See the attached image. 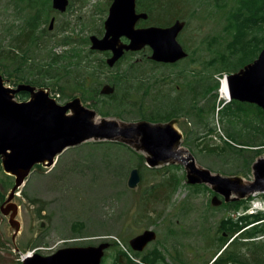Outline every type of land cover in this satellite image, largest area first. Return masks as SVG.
<instances>
[{"label": "rangeland", "instance_id": "obj_1", "mask_svg": "<svg viewBox=\"0 0 264 264\" xmlns=\"http://www.w3.org/2000/svg\"><path fill=\"white\" fill-rule=\"evenodd\" d=\"M41 1L43 0H37V6L43 8L47 19L41 22V28L47 29V36L42 38L43 46L44 40L46 41V48L42 46L43 51L32 48L29 52L32 56L30 65L27 64L20 71H14V67L10 66L11 63L6 58L0 67L6 86L16 88L19 84H32L25 79H35L33 71L37 66L33 65L35 63L42 65L47 60L45 53L52 46H55L59 53L62 51L67 53L72 47L81 48L85 62L92 61L93 64L96 62L100 64L102 58L106 60L108 56L105 52L98 51L89 54L88 50L90 36L92 34L101 36L104 32V21L111 0H70L65 12L54 10L52 0H45L43 3ZM31 3L30 0H0V45L5 47V51L14 48L12 44L23 27V20L35 13L34 7L32 11L28 7ZM176 5L169 7L172 18L170 24L176 18L186 21V26L178 39L189 52V56L179 61L178 65L159 63V67H154L147 62L150 60L148 56L151 49L146 47L136 54L127 56L120 66L110 68L105 76L116 74L119 67L126 68L134 61L144 64L145 67L140 69L144 74L150 75L148 85H151L145 90V87L132 88L127 95H133L132 98L138 102L126 103L131 101L126 99V102H121L119 110L114 109L120 111V116L114 114L105 117L126 124L142 120L161 121V118L145 115L154 114L156 111L163 113L165 102L176 94V86L181 88L179 86L181 84L183 87L180 105L187 109L191 93L184 95L187 92L185 81L192 80L191 84L198 88L197 94L201 90L202 82L219 81L218 88L210 89L207 97L204 98L200 94L192 97L197 98L195 104L200 107L214 101V110H206L204 120H200L192 109L189 112L184 113L183 110L176 113L177 115L170 121L183 133L180 144L184 148L190 150L192 148L191 152L199 166L211 167L217 170H212L213 172L222 175H229L224 171L238 173L232 175L242 177L245 182L253 181V170L248 171L246 160L242 161L243 155L226 154L222 151L211 153L205 150L207 145H222L226 140L224 136H228L229 131L239 134L245 128V124L237 119L227 121L237 113V106H242L238 114L240 119H244L247 112H257L255 105L237 101L222 109L225 100L221 98L220 89L224 75L216 73L214 67L207 68V61L223 53L225 42L232 36L233 32L226 29L231 14L242 11L241 9L252 10L251 5L247 0H177ZM176 8L178 11H175ZM52 19H55L53 28L49 29ZM148 23L139 22L138 25L145 26ZM64 37H73L75 42L64 45L61 43ZM191 67L195 70L190 71L189 76L187 73L185 75ZM60 70L63 74L66 73L63 68ZM199 71L206 72L205 76L201 77ZM72 73L64 74L65 78L59 81L64 84V94L59 90L55 91V88L54 91L51 90V93L61 95L57 100L62 104L70 101L69 95L73 90L69 89L67 84L71 83ZM47 81L50 87L54 85L57 87L58 80L55 78ZM108 81L107 79L105 83L103 82L100 89ZM121 94L122 92L118 94V99ZM106 96L103 95L106 100H110ZM15 97L17 101L21 100L16 95ZM28 99L29 97L22 100ZM90 103H92L90 100L81 102L83 106L96 110ZM174 103L176 105V100ZM209 106L210 104L205 108ZM218 107H221L219 111ZM96 117L100 120L104 118L98 112ZM247 121L254 122L251 117L247 118ZM247 129L248 127L239 135L240 138L247 137ZM260 136L264 140V135ZM231 137L240 142L236 136ZM259 141L261 138L257 139V142ZM81 144L65 150L52 166L45 163L35 165L11 198L9 196L15 185V177L4 171L0 159V264H22V257L32 253L50 255L62 247L85 246L84 244H99L105 241L111 242L112 245L106 250L103 264H130L128 259L130 253L141 259L130 249V240L145 230L156 232L155 240L140 252L146 253L149 259L162 256L166 259L164 261L166 264H206L218 250L217 238L220 235L221 218L224 216L237 218L247 213L254 202L264 199V196L260 195L254 199H246L245 204L236 211L223 208L222 204L212 203L214 193L211 185H207L209 190L204 186L198 189L187 182V168L181 163L174 164H180L182 167L165 170L164 168L172 162H162L159 166L151 168L145 161L139 168L137 166L139 157L126 148L117 145ZM136 151L146 155L142 150ZM259 157H264V148ZM134 167H137L143 176L136 188H130L127 181ZM241 168L246 172L238 171ZM172 173L177 174L181 180L178 189L171 188L169 194L167 185L156 189L158 192L161 191L164 198L146 194L151 185L159 186L165 183L164 180H168ZM220 198L224 199L222 196ZM259 207L255 209L264 215V210L257 209ZM257 242L258 245H264V239ZM251 247L249 244L243 247L248 259L253 255L248 249ZM262 247L260 253L255 254L259 262L256 263V259H249V264H264V246Z\"/></svg>", "mask_w": 264, "mask_h": 264}, {"label": "water", "instance_id": "obj_2", "mask_svg": "<svg viewBox=\"0 0 264 264\" xmlns=\"http://www.w3.org/2000/svg\"><path fill=\"white\" fill-rule=\"evenodd\" d=\"M111 1L104 34L90 36L91 50L111 52L106 58L110 67L115 66L125 52L140 51L147 46L152 50L150 59L157 62L175 63L188 56L178 40L186 25L184 20L176 19L168 26L137 27L140 20L149 16L147 12L137 10V0ZM69 3L70 0H52V7L65 12ZM54 20H51V29ZM225 79L231 99L254 103L264 110V49L254 61L226 75ZM4 82L0 73V158L4 171L15 176L10 198L35 165L52 166L65 150L89 140L116 141L142 150L146 153V164L151 168L162 162L183 164L187 168L189 184L213 187L216 192L212 199L214 205L264 193V157H258L253 164L254 180L245 182L238 175H222L199 166L194 154L181 146L183 133L171 121L142 120L122 124L106 117L95 121L97 111L83 106L79 97L60 104L44 88L31 84L11 88ZM21 91L30 93V99L17 101L15 95ZM114 91L110 84L100 90L103 95ZM140 181L139 169L132 168L128 186L136 188ZM155 238V231L145 230L130 240V246L135 251H142ZM109 246L110 242L105 241L99 245L62 247L50 255H26L22 264H101Z\"/></svg>", "mask_w": 264, "mask_h": 264}, {"label": "trees", "instance_id": "obj_3", "mask_svg": "<svg viewBox=\"0 0 264 264\" xmlns=\"http://www.w3.org/2000/svg\"><path fill=\"white\" fill-rule=\"evenodd\" d=\"M33 1L35 4H33ZM43 2H45V0L41 1V3ZM176 2L177 0H138V10L148 12L149 14L148 19L143 20L141 22H149L148 25L156 26L169 25L170 21H172V18H170L171 10L169 9V7L171 5L177 6ZM247 2H249V4L251 5L252 10L244 11V9H241L242 11L233 12L229 18L230 21L228 22L226 29L228 30V32L231 31L233 33L231 38L227 40L224 44L225 51H223V53L221 54L213 56L210 60L207 61V68L214 67V71L216 73H221L222 75H225L236 72L240 68L244 67L246 64L254 61L261 52V50L264 49V0H247ZM30 3L31 6H28L29 9L32 11V7H34L35 13L27 16L23 20V27L21 31L17 33V37L14 38V43L12 44L14 48H10L9 50L5 51V47H2L0 45V67L1 63L3 61L5 63L6 58H8L11 63L10 66L14 67V71H20L32 60V56H30L29 53L32 51V48L43 51L41 50V47L43 46L42 38H45L47 36V29L41 28V22L47 19L45 18L43 8L41 6H37V0H30ZM175 11H178V9L176 8ZM258 33L259 36L257 37ZM72 42H75V39L73 37H64V39L61 40V43H63L64 45L71 44ZM45 45L46 41L44 40V48H46ZM63 52L64 51H62L61 53H59V51L57 52L56 47L52 46L50 50L45 53V57H47V60H45L42 65H39L38 63H35L34 65L32 64L34 67L37 66L33 71V73L35 74L33 75L36 76L35 79L26 78L25 81L41 87L51 88V90L53 91L55 88V91L59 90L64 94V84L59 83V81L65 78L64 74L73 72L70 75L71 77L69 76L71 78V83L67 84L69 89L73 90L69 95L70 100L74 99L77 96H80L82 101L87 102L90 100L92 101L90 105L96 108V111L104 117L114 114L116 116H120V111L118 112L120 108L118 109V107L120 106L121 102H126V99L127 101L131 100L130 102L126 103L136 104L138 102L137 99L132 98L133 95H127V93H129L132 88L145 87V90L151 85H148V79L150 75L144 74L143 71L140 69L141 67H145L143 66L144 64L142 65L134 61L127 65L126 68L120 69V67H117L118 71L116 72V74L105 76V73L113 67H109L104 58H102L100 64L97 62L96 64H93L92 61L85 62L86 59L83 58V49L81 48L72 47L70 48V50H68L67 53ZM88 53L94 54L95 52L90 49L88 50ZM109 54V52L105 53V55ZM133 54L136 53L128 52L127 54H125L117 62L116 66H120L121 62L127 56ZM147 62H149V64L154 67H159L158 65H160L159 63H156L152 60H147ZM174 65H178V63ZM60 68H63L66 73L63 74ZM192 70H195V68L191 67L189 71L185 72V75L186 73H190V71ZM205 73L206 72L199 71L201 77L205 76ZM189 75L190 74H188V76ZM103 77H105V79H103ZM50 78H55L56 80H58L56 81L57 87H55V85L54 87H50L47 81ZM100 78L103 80H101ZM107 79L109 80L108 83L112 84L115 87V91L113 94L107 96L104 95L106 97H109L110 100H106L100 92V86L103 84V82L105 83ZM191 83V79L185 81V88L187 89V92H185L184 95H188V92L191 93L189 95V99L191 98L189 108L186 109V107L180 105V102L182 103L181 97H183V95L181 96V91L183 87L181 84H179L181 88H179L178 86L175 87L176 94H174V96L170 97L167 102H165L163 106L164 108H162L164 110L163 113L158 109L159 112L156 111L154 114L145 116L161 118V121L156 122H164L171 120L175 115H177L176 113H180L183 110H185L183 111L185 113L189 112V110L192 111V109H194L195 114L199 116V119L204 120L206 110H214V101L213 103L210 101V103H207L205 106L200 107L199 105L195 104L197 98L192 97H194L195 95L199 96V94L201 96L203 95L204 98L207 97V93H209V90L212 88H218L220 82L216 81L215 83H211L208 80L207 82H202V87H200L201 90L199 94H197V86ZM121 92V99H118V94ZM17 97L21 98L22 100L28 98L29 93L26 91H21L17 94ZM174 100H176V105L175 103L173 104ZM234 101L242 103L244 102L237 99H231L230 102L225 103L223 105L222 109L225 108L228 104L233 103ZM116 102L117 104H115ZM209 104V108H205ZM244 104L255 105L257 107V112H247V116L244 117V119H240L238 114H240L239 112L242 109V106H237V113H235L234 117L231 118L230 121H227L231 122L234 119H237L243 122L245 124L244 129L248 127V133L246 134L247 137L245 139H242L239 136L240 134L244 133V129L240 131L239 134H235L234 131H229L228 136H226L228 140H224L222 145H207L205 150L211 153H214L216 151H222L226 154H241L243 155L242 161L246 160V163L248 164V171H252L254 162L262 154L264 148V140H262V137L260 136L261 134L264 135V110L253 103L245 102ZM195 107L197 109H195ZM115 108H117L118 110H114ZM250 117L252 120H254V122L249 123L247 121V118ZM231 136H236V138L240 140V142H236ZM258 138H261V141L257 142ZM84 144L90 146L117 145L121 148H126L132 151L137 157H139V163L137 164L139 168H141L140 166H142L146 160L145 155L140 154L138 151L121 142L110 140H90L84 142ZM249 156L250 158L248 159ZM37 165L39 166L41 164ZM172 167H182V165L170 164L164 169L168 170ZM209 169L213 170L211 169V167H209ZM238 171H240L241 173L246 172L242 168ZM224 173L229 175L238 174L228 173L226 171H224ZM164 181L166 182L160 184L159 186L151 185L149 190L146 191V194L148 196H158L157 198H164L161 194V191L158 192L156 191V189H159V187L161 186L167 185V190L169 194L171 188L178 189L179 185L181 184V180L178 178V175L174 173H172L171 176L168 177V180ZM193 186L197 187L198 189H200L201 186H204L209 190V186H207L206 184H195ZM168 194L167 197H169ZM260 196H264V193H261ZM253 197V195H249L247 198L244 199L224 202L221 207L233 209L236 211L239 210V208L245 204L246 199H251ZM219 230L220 235L217 238L218 250L213 254L212 259L208 260L206 264H249V259H256V263L259 262V260L255 257V254L260 253V249H263L262 246H264L258 245L257 242L259 240L264 239V215L262 213H256L251 215H239L237 218L233 216H224L219 221ZM248 244L252 245V247L248 249L253 252V255H251V258L249 259L247 258V253L245 254L243 250V247ZM130 249L132 250V248ZM133 253L136 254L137 257H140L142 259L140 260L144 264H166L164 262L166 261V259L162 256H160V258L154 257L151 260L149 259V256L146 253L143 254L136 251H133ZM129 262L130 264H140L135 261H132L131 259H129Z\"/></svg>", "mask_w": 264, "mask_h": 264}, {"label": "bare ground", "instance_id": "obj_4", "mask_svg": "<svg viewBox=\"0 0 264 264\" xmlns=\"http://www.w3.org/2000/svg\"><path fill=\"white\" fill-rule=\"evenodd\" d=\"M221 81H222V88H221L222 98L227 99V100H230V93H229V90H228L227 81H226L225 78H223ZM94 119H95V121H99L100 120L99 117L98 118L95 117Z\"/></svg>", "mask_w": 264, "mask_h": 264}, {"label": "built area", "instance_id": "obj_5", "mask_svg": "<svg viewBox=\"0 0 264 264\" xmlns=\"http://www.w3.org/2000/svg\"><path fill=\"white\" fill-rule=\"evenodd\" d=\"M261 206L264 207V201H258V202H254V205L252 206V208L249 210L250 213L257 211L255 208Z\"/></svg>", "mask_w": 264, "mask_h": 264}, {"label": "flooded vegetation", "instance_id": "obj_6", "mask_svg": "<svg viewBox=\"0 0 264 264\" xmlns=\"http://www.w3.org/2000/svg\"><path fill=\"white\" fill-rule=\"evenodd\" d=\"M162 64H166V63H161V65H162ZM168 64H169V63H168ZM173 65H174V64H173ZM99 244H100V243H99ZM84 245L87 246V245H98V244H90V243H88V244H84ZM111 245H112V244H111ZM111 245H110V246H111ZM110 246H109V247H110ZM105 254H106V253H105ZM104 256H105V255H104ZM103 259H104V258H103ZM101 264H103V261H102Z\"/></svg>", "mask_w": 264, "mask_h": 264}]
</instances>
